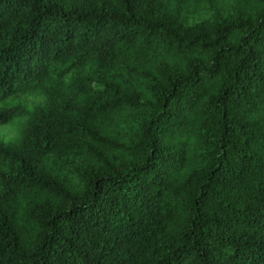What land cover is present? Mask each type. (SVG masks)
<instances>
[{
    "label": "trees",
    "instance_id": "obj_1",
    "mask_svg": "<svg viewBox=\"0 0 264 264\" xmlns=\"http://www.w3.org/2000/svg\"><path fill=\"white\" fill-rule=\"evenodd\" d=\"M18 118L0 264H264V0H0Z\"/></svg>",
    "mask_w": 264,
    "mask_h": 264
},
{
    "label": "rangeland",
    "instance_id": "obj_2",
    "mask_svg": "<svg viewBox=\"0 0 264 264\" xmlns=\"http://www.w3.org/2000/svg\"><path fill=\"white\" fill-rule=\"evenodd\" d=\"M204 15V13H202ZM11 101L20 102L27 107H33L43 103V99L34 94L19 93L10 98ZM23 118L14 119L7 124L0 125V140L7 142L17 136L20 123Z\"/></svg>",
    "mask_w": 264,
    "mask_h": 264
}]
</instances>
